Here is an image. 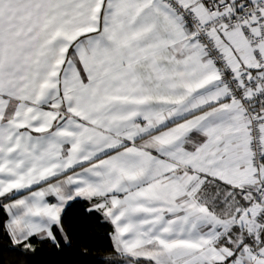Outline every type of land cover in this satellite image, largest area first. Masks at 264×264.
<instances>
[{
  "label": "snow or ice",
  "instance_id": "6c2138e0",
  "mask_svg": "<svg viewBox=\"0 0 264 264\" xmlns=\"http://www.w3.org/2000/svg\"><path fill=\"white\" fill-rule=\"evenodd\" d=\"M0 242V264H264V0H0Z\"/></svg>",
  "mask_w": 264,
  "mask_h": 264
},
{
  "label": "trees",
  "instance_id": "16d2710c",
  "mask_svg": "<svg viewBox=\"0 0 264 264\" xmlns=\"http://www.w3.org/2000/svg\"><path fill=\"white\" fill-rule=\"evenodd\" d=\"M83 205L78 204L67 211L64 218L65 227L71 234L73 243L80 250H87L92 256H102L110 244V226L103 223L95 216H85L82 212ZM56 249L49 244L37 243V255L35 264H46L49 257ZM14 255L5 250L3 242H0V259L11 260Z\"/></svg>",
  "mask_w": 264,
  "mask_h": 264
}]
</instances>
